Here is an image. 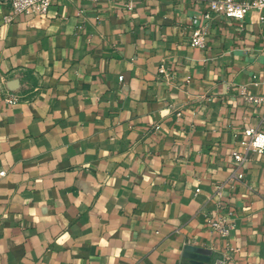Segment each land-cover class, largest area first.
<instances>
[{"label":"crops","instance_id":"obj_1","mask_svg":"<svg viewBox=\"0 0 264 264\" xmlns=\"http://www.w3.org/2000/svg\"><path fill=\"white\" fill-rule=\"evenodd\" d=\"M209 3L0 0V264H264V22Z\"/></svg>","mask_w":264,"mask_h":264},{"label":"built area","instance_id":"obj_2","mask_svg":"<svg viewBox=\"0 0 264 264\" xmlns=\"http://www.w3.org/2000/svg\"><path fill=\"white\" fill-rule=\"evenodd\" d=\"M52 2L53 0H9V14L7 19L18 14H27L37 17L44 16L48 13ZM209 6L211 10L220 12L231 18H243L249 11L256 10L260 13V21L264 22V0H210ZM206 33L207 27L205 24L194 27L189 36L190 45L199 48L204 47ZM242 94L247 101L261 103L263 105L259 125L257 127L245 128L244 134L246 140L242 142L245 149L262 152L264 149L255 147V141L257 137L264 136V95L247 94L244 91H242ZM14 100L15 98L9 99L10 102ZM233 158L236 163H241L245 160V157L238 152H233ZM3 174L4 171H0V175ZM232 214V211H228L227 214L222 216L207 214L205 226L218 236L225 237L229 234L230 230L234 228ZM217 264L225 263L220 261Z\"/></svg>","mask_w":264,"mask_h":264},{"label":"water","instance_id":"obj_3","mask_svg":"<svg viewBox=\"0 0 264 264\" xmlns=\"http://www.w3.org/2000/svg\"><path fill=\"white\" fill-rule=\"evenodd\" d=\"M192 251H198L201 252L200 249H191ZM185 261L183 264H205L204 260H197V256L193 255L192 252H186L185 255ZM202 257H199L198 259H201Z\"/></svg>","mask_w":264,"mask_h":264},{"label":"clouds","instance_id":"obj_4","mask_svg":"<svg viewBox=\"0 0 264 264\" xmlns=\"http://www.w3.org/2000/svg\"><path fill=\"white\" fill-rule=\"evenodd\" d=\"M255 147L264 149V136L257 137L255 141Z\"/></svg>","mask_w":264,"mask_h":264}]
</instances>
